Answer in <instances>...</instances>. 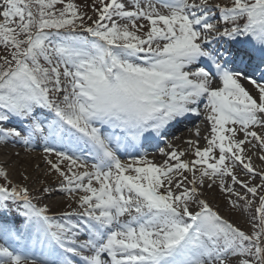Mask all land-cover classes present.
I'll use <instances>...</instances> for the list:
<instances>
[{"label": "snow or ice", "instance_id": "snow-or-ice-1", "mask_svg": "<svg viewBox=\"0 0 264 264\" xmlns=\"http://www.w3.org/2000/svg\"><path fill=\"white\" fill-rule=\"evenodd\" d=\"M190 116L207 131L159 147ZM9 144L68 203L0 164V264H264V0H0Z\"/></svg>", "mask_w": 264, "mask_h": 264}, {"label": "rangeland", "instance_id": "rangeland-1", "mask_svg": "<svg viewBox=\"0 0 264 264\" xmlns=\"http://www.w3.org/2000/svg\"><path fill=\"white\" fill-rule=\"evenodd\" d=\"M76 2L81 5L85 3L91 5L92 0H76ZM87 10L89 11V14H91L90 8ZM198 124L201 125V121ZM2 147L3 146H0V148ZM2 153L4 154L0 153V164L6 163L9 165L10 175L16 180V182L27 184L34 197V203L37 202L36 198L39 197L40 202L38 203V206L48 205L50 208V215L58 216L61 211L67 209L68 201L65 194L54 193L51 196L45 197V194L40 192V188L44 184H52L54 182V177L45 176L46 165H44L40 158L42 153L41 147L35 149V151L25 152L21 145H10V147H4ZM16 153H20L19 158L16 157ZM253 159L258 168L264 167V164L256 160L255 157H253ZM91 162L92 161H89V163ZM24 175L29 177L27 181L23 180ZM62 197L64 198L62 199ZM206 198L209 200L210 204L214 207H218V210L225 216V218L232 220L242 228H248L245 218L242 217L239 212L232 211L218 191H210L206 194ZM57 199L59 200L58 202L56 201ZM9 219L14 220L15 213H13Z\"/></svg>", "mask_w": 264, "mask_h": 264}, {"label": "bare ground", "instance_id": "bare-ground-1", "mask_svg": "<svg viewBox=\"0 0 264 264\" xmlns=\"http://www.w3.org/2000/svg\"><path fill=\"white\" fill-rule=\"evenodd\" d=\"M203 107V105H201V108ZM200 119L201 120H203V117H188L187 119H184L182 122H185L186 123V127L185 126H182V127H180V125H178V127H179V134H178V138L179 139H175V138H173V139H175L174 141H172L173 143H175V144H177V145H180L181 147L182 146H184L183 145V141L184 140H187V139H190V138H193V133L192 132H190L189 130L190 129H192L193 127H194V125L195 124H198V122L200 121ZM200 127H201V130H202V134H204L206 131H207V125L205 124V123H201V125H200ZM10 145L11 144H9L8 146L10 147ZM11 146H13V145H11ZM3 149H4V147H2V148H0V153L1 154H4V153H2V151H3ZM128 159H130V158H128ZM164 158L163 157H161L160 156V154H159V152H157L156 153V157H155V161L157 162V163H159V162H161L162 160H163ZM29 163H31V162H29ZM18 174H19V172H18ZM57 202L59 201L58 199L56 200Z\"/></svg>", "mask_w": 264, "mask_h": 264}]
</instances>
